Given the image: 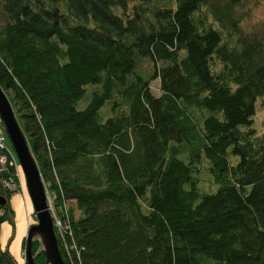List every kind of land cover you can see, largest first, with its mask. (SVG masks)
<instances>
[{"label": "trees", "instance_id": "obj_1", "mask_svg": "<svg viewBox=\"0 0 264 264\" xmlns=\"http://www.w3.org/2000/svg\"><path fill=\"white\" fill-rule=\"evenodd\" d=\"M263 9L0 0V87L67 227L65 264H264ZM18 185L0 166L12 233ZM0 264H19L1 243Z\"/></svg>", "mask_w": 264, "mask_h": 264}, {"label": "water", "instance_id": "obj_2", "mask_svg": "<svg viewBox=\"0 0 264 264\" xmlns=\"http://www.w3.org/2000/svg\"><path fill=\"white\" fill-rule=\"evenodd\" d=\"M0 120L9 143L24 175L26 189L31 200L37 224L28 229L24 247L25 264H35L32 242L39 240L45 255V264H65L62 260L53 219L47 202V193L38 165L33 158L28 141L20 128L15 112L0 87ZM1 201L0 204H3Z\"/></svg>", "mask_w": 264, "mask_h": 264}, {"label": "rangeland", "instance_id": "obj_3", "mask_svg": "<svg viewBox=\"0 0 264 264\" xmlns=\"http://www.w3.org/2000/svg\"><path fill=\"white\" fill-rule=\"evenodd\" d=\"M263 14H264V9L261 11V13L256 14V17L263 16ZM151 89L156 96L161 95L159 80H156L152 83ZM90 98H91V89L89 88L88 93L86 94L85 98L82 100L81 103L78 104V108L79 109L84 108L89 103ZM263 103H264V100L259 101L256 104L257 113L255 115L254 127L258 130L259 134H264V106H263ZM106 108L102 111V113H104ZM7 147L9 148L11 153L13 154L12 156L16 159V162L18 164L16 155H15L10 143H7ZM19 173H20L21 194H19L15 198V200H13V206H14V209L16 212V221H17L16 239L14 241L15 235L12 233L6 242L5 248H9L11 250V252L13 253V255L18 257L17 260H18L19 264H25V262H24V259H25V257H24V246H23L24 240L23 239L20 240V238L22 235H24V238L26 237L28 229L31 226L36 225L37 220H36V217H35V214L33 211L31 200L28 196V192H27L26 185L24 182V177H23L21 172H19ZM19 206L22 207L23 210L19 209ZM5 227H6V232H8V229L11 230V227L8 223H5ZM54 231H55V229H54ZM0 239H1V232H0ZM17 243H18V245H17Z\"/></svg>", "mask_w": 264, "mask_h": 264}, {"label": "built area", "instance_id": "obj_4", "mask_svg": "<svg viewBox=\"0 0 264 264\" xmlns=\"http://www.w3.org/2000/svg\"><path fill=\"white\" fill-rule=\"evenodd\" d=\"M6 164H9V165L13 166L14 168L16 167V162H15L14 158L12 157V154L10 153L8 148L6 147V136L0 130V166L4 167ZM8 188L10 190L16 188V183H14V182L9 183ZM55 226L58 229V233H59L60 238L63 239V232H64V230L67 229V227L65 228V224H63V222L60 219H58L57 217H55ZM71 264H74V263L72 262Z\"/></svg>", "mask_w": 264, "mask_h": 264}, {"label": "crops", "instance_id": "obj_5", "mask_svg": "<svg viewBox=\"0 0 264 264\" xmlns=\"http://www.w3.org/2000/svg\"><path fill=\"white\" fill-rule=\"evenodd\" d=\"M18 196V195H17ZM17 196H14L13 198H12V200H11V205H12V202H13V200H15V198L17 197ZM32 204V203H31ZM16 226H17V221H16V218H15V238H14V241H15V239H16ZM26 231V230H25ZM0 232H1V240H0V243H1V246L3 247V248H5V246H6V242H7V240H8V238L11 236V234H12V228H11V230H9L8 229V232H6V227H5V223L3 224V225H1V227H0ZM5 234V235H4ZM3 237V238H2ZM24 238V235H22L21 236V238H20V240H22ZM3 239V240H2ZM19 243V242H18ZM18 243H17V245H18ZM16 259H18V257L17 256H14Z\"/></svg>", "mask_w": 264, "mask_h": 264}, {"label": "bare ground", "instance_id": "obj_6", "mask_svg": "<svg viewBox=\"0 0 264 264\" xmlns=\"http://www.w3.org/2000/svg\"><path fill=\"white\" fill-rule=\"evenodd\" d=\"M30 151H31V148H30ZM31 154H32V151H31ZM33 158H34V155L32 154ZM13 157V156H12ZM35 159V158H34ZM42 182H43V185L45 187V183H44V180L42 179ZM27 206V205H26ZM19 209H22V207L19 206ZM30 209V208H29ZM23 210V209H22Z\"/></svg>", "mask_w": 264, "mask_h": 264}]
</instances>
